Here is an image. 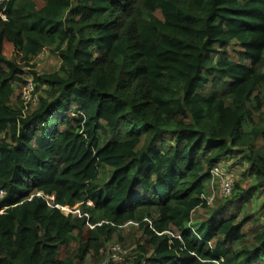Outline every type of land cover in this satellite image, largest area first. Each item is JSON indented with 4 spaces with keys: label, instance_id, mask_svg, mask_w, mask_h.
<instances>
[{
    "label": "trees",
    "instance_id": "1",
    "mask_svg": "<svg viewBox=\"0 0 264 264\" xmlns=\"http://www.w3.org/2000/svg\"><path fill=\"white\" fill-rule=\"evenodd\" d=\"M263 186L264 0H0V264H264Z\"/></svg>",
    "mask_w": 264,
    "mask_h": 264
},
{
    "label": "rangeland",
    "instance_id": "2",
    "mask_svg": "<svg viewBox=\"0 0 264 264\" xmlns=\"http://www.w3.org/2000/svg\"><path fill=\"white\" fill-rule=\"evenodd\" d=\"M5 53H6V56L8 58L19 60L18 55L14 53L11 46L6 45ZM31 63L34 64L35 71H37L39 73L54 72V71H57L59 66H60V61L58 60L57 56L53 52H51L50 48H47V47L44 48L42 50V52L39 53V55L37 57H35L33 59V61H31ZM20 64H21V62H20ZM21 67H22V70L24 71L23 79L27 82L31 81L33 83L32 77L28 74V71L31 68L24 66V65H22ZM27 82H26V84H27ZM26 84L15 85V94L17 96L19 95L20 98H21V92L23 93V92H30L31 91L28 89ZM35 104H36V102L33 105H35ZM33 105L32 104L28 105L27 109H30L31 107H33ZM222 166H226L229 171H227L226 169L220 170L219 168H217L218 170H220V172H218L217 170L214 169L212 171L214 178L211 179V181L209 182V185H208V188H207L206 194H205V196L208 198L209 202L211 203L209 206V209H208L211 211H213V209L216 208L217 206L220 208L221 206L226 205V203L223 200V196H222V188H223L224 181L230 180L232 184H234L235 181H238V183H240L241 188L244 190L248 189L252 185V183L249 179H242V177H241V173L245 167L244 165L242 167L241 166H234V165H231V161H227L225 163L223 162L222 164H220V167H222ZM230 166H232V167H230ZM105 171H106V176H107L108 175V169H106ZM101 176H102V178H104V175L102 173H101ZM259 193H262V194L259 198L256 199V201L249 202L248 201L249 199L243 198L242 201L244 202L243 203L244 206L241 208L240 212L244 208H246V210H251L252 212H255L256 215L259 216V222L258 223H262V222L264 223V204H263V202H264V186L261 187ZM88 204H90V202H88ZM238 204H239V201L233 200V202H231L228 207L230 209V208L234 207V205L236 206ZM262 204H263V207H261ZM61 210L64 213H68L71 211L68 207L67 208L64 207ZM208 210L198 208L196 210L194 216H193V220H199L202 222L203 220H205L209 216ZM220 211H223V209H219L213 216L217 215ZM217 216L218 217H226V216H229V214H228V212H222L221 214H219ZM132 224H134V223H127L125 230L126 231L131 230ZM253 225H254L253 223H247V227H252ZM114 243H117V242H115V240H112L106 245V248H105L106 260L105 261H107V264H123V262L125 260H116V261L108 260L110 247ZM123 249L126 250L125 248H123ZM88 261H89V258L85 259V262H88ZM126 262H128V261H126Z\"/></svg>",
    "mask_w": 264,
    "mask_h": 264
},
{
    "label": "built area",
    "instance_id": "3",
    "mask_svg": "<svg viewBox=\"0 0 264 264\" xmlns=\"http://www.w3.org/2000/svg\"><path fill=\"white\" fill-rule=\"evenodd\" d=\"M26 85H27L28 89L31 91L30 92H23V93L21 92V98L24 101V103H28L29 101L35 100V97H33V95H32V93L34 91V84L31 81H28ZM214 169L217 170L218 172H220V170H218L217 168H214ZM231 185L232 184H231L230 180L224 181L223 188H222V196L223 197L230 194ZM110 250H111V260L112 261L122 260L121 254H123L125 252L124 250H121V248L117 245H113L110 248ZM101 264H107V263H106V261H103V263H101Z\"/></svg>",
    "mask_w": 264,
    "mask_h": 264
},
{
    "label": "clouds",
    "instance_id": "4",
    "mask_svg": "<svg viewBox=\"0 0 264 264\" xmlns=\"http://www.w3.org/2000/svg\"><path fill=\"white\" fill-rule=\"evenodd\" d=\"M1 195H2V194H0V196H1ZM62 208H64V207H62ZM62 208H61V209H62ZM65 208H67V207H65Z\"/></svg>",
    "mask_w": 264,
    "mask_h": 264
}]
</instances>
